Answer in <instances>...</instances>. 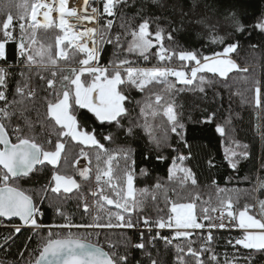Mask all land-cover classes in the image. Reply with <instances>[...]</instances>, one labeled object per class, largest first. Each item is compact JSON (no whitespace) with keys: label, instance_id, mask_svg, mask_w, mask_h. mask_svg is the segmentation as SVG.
<instances>
[{"label":"snow or ice","instance_id":"1","mask_svg":"<svg viewBox=\"0 0 264 264\" xmlns=\"http://www.w3.org/2000/svg\"><path fill=\"white\" fill-rule=\"evenodd\" d=\"M135 3V0H133ZM152 4L164 7L160 0H150ZM129 7V0H101V6H91L89 0H84V8L78 11L69 6V0H20L16 5L17 14L11 11L5 13L0 21V222L13 221L18 218L21 224H13V232L20 233L22 227L31 228L39 236V231L47 229L44 236H40L37 246L28 255L27 245L19 251L15 261L0 260V264H129L127 244L125 251L120 253L117 245L108 241L111 251H106L102 245L93 242L98 233L88 232V229H136L139 242L132 247L141 250L148 258L149 264H159L148 245L155 246L157 240L166 245L174 246L176 250L175 264H250L251 255H233L229 260L227 254L221 261L213 248L214 236L212 229L235 227L242 230V235L229 239L227 244L235 253L241 249L254 250L264 254V200L256 204H245L238 211L233 210L234 199L228 195V189L217 187V203L211 200L197 210V201L200 195L189 194L187 198L171 199L165 192L168 211L157 219L143 215L145 193L147 188L137 189L136 182L139 176H147L146 168L137 166L136 152L131 146H120L109 150L101 142H114L117 133L128 139H135L137 129L143 130L148 139L157 148L171 147L168 143L169 133L177 139V147L173 149L176 156L171 159L168 167L169 179L179 175L181 187L197 186V178L185 161L191 158V150L186 140L187 127L185 119L191 120V115L185 117L174 99L177 93L183 91H199L205 93V84L210 83L201 73H210L227 81L229 73L233 71L247 72L241 69L231 54L239 47V42H227L223 36L213 35V42L223 44L219 52L210 56H199L196 51H179L165 46V40L175 43V33L162 27L159 18L144 11V4L138 6L134 15L128 16L123 9ZM196 4L193 5V8ZM208 12L223 15L231 22V31L235 34H251L259 30L264 34V13L256 23L246 24L247 16L243 11V3L236 0H213L206 4ZM90 8V11H89ZM175 8L179 10L181 19L188 15L181 4L176 0ZM191 11V9H189ZM54 13L58 15V22ZM119 18V29L113 33L114 19ZM135 21V23H133ZM83 22L95 24L94 27L78 29ZM198 24L214 28L211 17L205 13ZM169 25L175 21H168ZM58 28L60 33L55 37V46L40 42L38 33L43 30ZM130 37L126 43L121 42V36ZM15 45V61L9 63L8 44ZM113 46L112 55L116 57L108 64L100 63L104 54L102 45ZM55 47V50H54ZM256 48L257 45H251ZM73 55L83 54V58L76 60L79 67L70 69L71 75L58 67L60 60L69 59L68 49ZM156 49L155 52L152 50ZM129 54H137L144 61L150 55L158 61V66L151 68L133 67V61L128 59ZM178 56L182 62H193L188 68L183 65L180 69L167 66L173 57ZM127 66V67H126ZM47 71L48 76L42 73ZM44 82L47 123L41 122L43 142H39L31 134L34 124L25 116L27 109L23 107L25 100L36 97V89L32 86V76ZM174 77L175 80H170ZM183 87L176 88V84ZM59 84V88H57ZM164 85L163 92H154L149 86ZM145 92L146 99L137 102L139 115L143 122L132 118L127 104L131 103L127 94L129 89ZM253 103L257 109L264 107V85L259 80L254 82ZM51 95V99L48 96ZM87 110L99 121L102 128L115 129L112 131L97 132L96 128L86 127L85 119H78L79 110ZM161 116L164 124L162 137L153 134V126L148 118ZM216 113L197 120L196 123H212ZM22 118L24 123H13L14 118ZM166 118V119H164ZM231 124V120L226 121ZM48 125L55 132L48 131ZM215 131L220 136H226L225 124H216ZM53 135L55 139H53ZM75 142L88 146L94 150V160L89 152L81 148L78 155L70 162L67 157L66 144ZM49 145L50 147H45ZM181 148L189 149L184 154ZM248 145L232 139L229 147L225 148L224 158L228 166L237 170L241 160L248 159ZM85 160L84 165L80 164ZM145 160L149 156H144ZM157 161L168 159L159 152ZM62 161L64 163H62ZM65 164L76 169L79 180L75 175L61 169ZM209 167H215L214 161H208ZM44 169L49 170L47 184L36 190H26L22 186L25 180H31ZM85 188V185H92ZM154 187L163 190V185L157 182ZM264 189V181L259 182ZM175 193V189H173ZM63 200L76 198L77 208L84 216H92L91 222L76 224L63 208V203L48 205L50 195ZM220 193L225 195L220 196ZM178 197L180 193H175ZM89 197L92 202H89ZM155 200L156 197L152 196ZM53 208L54 214L63 218V223L45 225L42 220L45 216V206ZM259 217L251 213L257 208ZM93 210L96 215L93 216ZM212 213H217L215 217ZM228 220L226 224L224 221ZM207 221V223H205ZM140 225L148 229L149 236L145 238ZM85 229L84 233L73 232L72 229ZM67 229L65 233L63 230ZM153 229H156L153 232ZM171 230L170 235H161L160 230ZM207 229L206 235L203 231ZM202 239L197 244L196 240ZM0 249L7 253L11 248L12 234L4 236ZM183 241V243H181ZM175 242V243H174ZM139 264V262H137Z\"/></svg>","mask_w":264,"mask_h":264},{"label":"trees","instance_id":"2","mask_svg":"<svg viewBox=\"0 0 264 264\" xmlns=\"http://www.w3.org/2000/svg\"><path fill=\"white\" fill-rule=\"evenodd\" d=\"M20 0H0V21L5 18V13L11 11L15 16L17 14L16 5ZM228 2V0H226ZM236 2L243 3V11L247 16L246 24L251 25L256 23L258 18L264 13V0H236ZM160 3L164 7H159L156 4H152L150 0H129V7L123 9V12L132 16L138 10L140 4H144V11L154 14L159 18V22L162 27L171 31L172 28H178L175 35V43H171L165 40V46L179 51H196L199 56L211 55L213 52H219L224 47L223 44L213 42L212 36H223L229 43L235 41L239 42L237 51L231 54V58L236 61L241 69L247 68V72L233 71L229 73L227 81H224L218 77H214L210 73H201L204 75L207 81L205 93L197 91H183L177 93L172 97L175 103L180 106V111L184 116L191 115L192 119H185L187 127L186 140L191 150V158L185 161L187 167L191 168L197 178V186L192 187L185 185L181 187L179 184V175L172 179L168 176V167L172 158L176 156V152L173 151L177 147V139L174 134L169 133L168 143L171 147H163L157 149L152 142L148 139L147 134L137 129L135 139H128L122 134L117 133L114 137V142L104 141L100 136L101 142L104 143L105 148L112 150L120 146H131L135 149L137 166L139 168H146L148 171L147 176H139L136 182V188H147L148 192L145 193V201L143 208V215L150 217L151 219H157L163 216L168 211V205L165 200V192L171 199H179L180 197L187 198L189 194H199L200 201H197V210L202 206H209L204 204V201L211 200V204L217 203V187L213 184V181L217 182L219 188L228 189V195H232L234 199V211H238L245 204H255L258 200H264V189L259 187V182L264 181V107L257 109L254 106L253 101V87L254 82L259 80L264 85V34H261L259 30L251 31V34L245 33L235 34L231 31V22L223 15H219L215 12H208L205 9L206 4H212L213 0H181V4L185 12L188 15L181 19V15L178 9L175 8L176 0H160ZM196 7L193 8V5ZM101 6V0L100 4ZM99 6V7H100ZM191 9V11H189ZM205 13L211 17V21L214 24V28L206 27L202 24H198L199 20ZM107 19H114L113 33L122 31L119 29L120 19L108 17ZM168 21H175L171 26ZM135 23V21H133ZM60 33L58 28L49 29L46 32L41 30L38 33V38L41 43L45 45L55 46V37ZM130 37L126 35L121 36V42L126 43ZM251 45H257L256 48H252ZM104 54L101 56L100 63L102 65L108 64L110 60L115 59L112 55L114 49L112 45L104 44ZM55 50V47H54ZM9 51V63L15 61V45L10 42L8 44ZM153 52L156 49L152 50ZM69 59L67 61L60 60L58 67L64 69L66 74L71 75L70 69L72 67H79L76 60L83 58L81 54L79 56L73 55V50L68 49ZM128 59L133 61V67L139 68H151L158 66V61L155 57L150 55L148 61H144L143 58L137 54H129ZM167 66L180 69L183 65H187L188 69L192 66L193 62H182L178 59V56L173 57L170 62H166ZM127 67V66H126ZM48 76L49 73L44 71L42 73ZM170 80H175L174 77H170ZM32 86L36 88V97L33 100H25L23 107L27 109L25 116L28 120L34 124V130L31 134L35 135L39 142H43V131L40 127L41 122L47 123L46 116V102L45 93L43 91L44 82L39 81L33 74ZM154 92H163L164 85H156L155 87L149 86ZM183 87L180 84H176V88ZM59 88V84H57ZM127 94L130 96L131 103L127 106L132 109L131 115L135 121L143 122V118L139 115V106L137 102H143L146 99L147 89L145 92H140L136 89H129ZM51 95L48 99H51ZM215 112L216 116L213 118L212 123H196L197 120H204L206 117ZM86 115V127L89 129L96 128L97 132L112 131L116 133L115 129L102 128L94 116L91 113H87V110L81 109L78 113V119L84 120ZM166 119V118H164ZM231 120V124H227L226 121ZM149 122L153 126V134L157 137H162L164 128L161 124L164 120L161 116H157L154 119L149 117ZM24 123L22 118H14L13 123ZM216 124H225L226 136L222 137L215 131ZM48 131L55 132V129L48 125ZM53 139L55 136L53 135ZM235 139L241 144L248 145L249 157L248 159L241 160L238 169H231L227 161L224 158L225 148L229 147L230 141ZM45 147H50L45 145ZM81 148L89 152L90 157L94 160V150L88 146L80 145L75 142H69L66 144L67 161H71L80 152ZM184 154H188L189 149L181 148ZM160 153L168 159L164 161H157L155 156ZM149 156L148 160L144 159V156ZM213 160L215 167H209L208 161ZM62 163H64L62 161ZM69 174L75 175L79 180L76 169L65 164L61 169ZM49 177V170L44 169L37 173L31 180H25L22 182V186L29 191L39 189L40 186L47 184ZM159 182L163 185V190L156 189L154 185ZM94 183V182H93ZM93 186L85 185V188ZM175 193H180L178 197ZM50 200L48 205H56L63 203L64 211L71 216L72 221L76 224L91 222L92 216H84L82 211L77 208V199L69 198L61 200L52 196L50 193ZM220 196L225 195L220 193ZM152 196L156 199L153 200ZM91 200V198L89 197ZM45 206V216L42 223L45 225L52 223H63V218L54 214L53 208ZM90 211H93L90 209ZM252 214H255L250 210ZM216 213H212L214 217ZM96 213L93 211V216ZM207 223V221H205ZM7 224V223H5ZM20 224L19 222H12L7 225ZM85 229L74 230L73 232L84 233ZM88 232L98 233L96 238H104L105 242L111 241L117 245V248L121 253L125 251V244H127V252L129 254V264H149L148 258L143 254L141 250L134 249L132 244L138 243L139 238H133L132 234L126 231L117 229H101L87 230ZM66 233L67 231L64 230ZM47 233V229L39 231V236L34 233V230L28 229L21 230L20 233H14L9 227L0 228V243L3 242L2 238L12 234L13 240L11 242L10 250L5 253L3 249H0V260L6 262L15 261L17 259V253L23 251L27 245L28 252H31L36 248V241L40 236H44ZM242 235L239 230L225 231L214 233L213 248L216 254L219 255L221 261H223L225 254L229 260L233 255L248 256L251 255L250 264H264V254L258 253L254 250L241 249L240 253H235V250L227 244L229 239H234ZM148 236L145 238L147 239ZM193 237L197 244L202 242ZM93 242H95V237ZM97 243V242H96ZM148 251L152 256L156 258L159 264H175L176 250L172 245H166L163 241L157 240L155 246L151 244L148 246ZM191 264V261H190Z\"/></svg>","mask_w":264,"mask_h":264},{"label":"built area","instance_id":"3","mask_svg":"<svg viewBox=\"0 0 264 264\" xmlns=\"http://www.w3.org/2000/svg\"><path fill=\"white\" fill-rule=\"evenodd\" d=\"M89 3H90L91 6H97L98 7V3H96L95 1L89 0ZM89 11H90V8H89ZM54 17H57V16L54 15ZM78 26L84 28L83 25H78ZM94 26H96V25L95 24H92V23H88V25L86 27H94ZM184 70L187 71L188 69H184ZM80 163H81V165H84L86 163V161L83 160ZM216 215H218V214L216 213L215 216ZM224 222L227 224L228 223V220H225ZM5 223H6L5 221L0 222V228H2V227H9V228H11L12 227L11 225H7L8 223L7 224H5ZM234 228L235 227H227V228H224V229H212L211 231L214 234V233H218V232L232 231ZM24 229H28L30 231L33 230V229L27 228V227H22L21 230H24ZM64 230L68 231L67 229H64ZM74 230H79V229H75V228L72 229V231H74ZM88 230H90V229H88ZM96 230L100 231L101 229H96ZM119 230H122V231H126V232L131 233L132 236H133V238H136V237L139 238L138 231L136 229H119ZM139 231H143L144 234H145V237L146 236H149L148 229L147 228H144L143 225H140ZM155 231H156V229H153V232H155ZM197 231L198 232L203 231L205 233V235H206L207 229H205V230H197ZM160 232H161V235H170L171 234V230H169V229L160 230ZM96 237H95V242H97L100 245H102L106 251H111V249H109V247H108V243L104 241V238H96ZM37 242H38V240L36 241V246H37ZM181 243H183V241H181ZM118 251L120 252L119 249H118ZM9 262H11V261H9Z\"/></svg>","mask_w":264,"mask_h":264},{"label":"bare ground","instance_id":"4","mask_svg":"<svg viewBox=\"0 0 264 264\" xmlns=\"http://www.w3.org/2000/svg\"><path fill=\"white\" fill-rule=\"evenodd\" d=\"M69 6L70 7H75L78 11H82V9L84 8V0H69ZM55 16H57L56 18H58L57 14H53ZM79 25H83L84 27H86L88 25V22H83L82 24Z\"/></svg>","mask_w":264,"mask_h":264},{"label":"rangeland","instance_id":"5","mask_svg":"<svg viewBox=\"0 0 264 264\" xmlns=\"http://www.w3.org/2000/svg\"><path fill=\"white\" fill-rule=\"evenodd\" d=\"M92 1H95L96 3H98V7L100 6L99 4H100V0H92ZM69 3H70V1H69ZM54 14H56V13H54ZM57 19V18H56ZM58 22V21H57ZM78 27V29H80V30H82L83 28L82 27H79V26H77ZM82 56H83V54H81ZM145 68V67H144ZM35 88V87H34ZM36 89V88H35ZM36 93H37V90H36ZM81 161H83V159H81ZM80 161V162H81ZM81 164V163H80ZM93 187H94V183H93ZM89 202L91 203L92 202V200H90L89 199ZM257 203V201L255 202V204ZM234 205H233V210H234ZM254 213H255V215H257L258 217H259V210H258V207L257 208H253V209H251ZM95 212V211H94ZM12 226V225H11ZM9 229H11V230H13V227H11V228H9ZM236 230H239L240 232H242V230H240V229H238V228H235Z\"/></svg>","mask_w":264,"mask_h":264},{"label":"water","instance_id":"6","mask_svg":"<svg viewBox=\"0 0 264 264\" xmlns=\"http://www.w3.org/2000/svg\"><path fill=\"white\" fill-rule=\"evenodd\" d=\"M8 223H12V222H19L20 224L22 223L21 221H19L18 218H14L13 221H6Z\"/></svg>","mask_w":264,"mask_h":264}]
</instances>
